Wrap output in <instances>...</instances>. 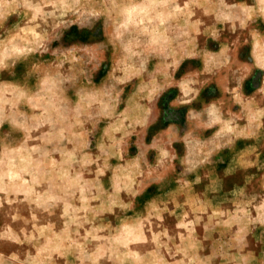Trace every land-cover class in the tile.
<instances>
[{
    "label": "rangeland",
    "instance_id": "rangeland-1",
    "mask_svg": "<svg viewBox=\"0 0 264 264\" xmlns=\"http://www.w3.org/2000/svg\"><path fill=\"white\" fill-rule=\"evenodd\" d=\"M258 0H0V264H264Z\"/></svg>",
    "mask_w": 264,
    "mask_h": 264
},
{
    "label": "clouds",
    "instance_id": "clouds-1",
    "mask_svg": "<svg viewBox=\"0 0 264 264\" xmlns=\"http://www.w3.org/2000/svg\"><path fill=\"white\" fill-rule=\"evenodd\" d=\"M258 2L260 5H264V0H258ZM247 12H248V19H251L253 14L264 15V7H261L258 13L252 8H248Z\"/></svg>",
    "mask_w": 264,
    "mask_h": 264
}]
</instances>
